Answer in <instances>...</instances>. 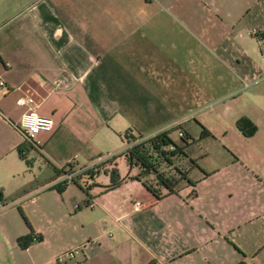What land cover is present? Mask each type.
Wrapping results in <instances>:
<instances>
[{
  "label": "crops",
  "instance_id": "0c3cea01",
  "mask_svg": "<svg viewBox=\"0 0 264 264\" xmlns=\"http://www.w3.org/2000/svg\"><path fill=\"white\" fill-rule=\"evenodd\" d=\"M1 4L0 264H264V0ZM21 97L51 120L33 146ZM165 131L191 184L155 199L116 155Z\"/></svg>",
  "mask_w": 264,
  "mask_h": 264
},
{
  "label": "trees",
  "instance_id": "16d2710c",
  "mask_svg": "<svg viewBox=\"0 0 264 264\" xmlns=\"http://www.w3.org/2000/svg\"><path fill=\"white\" fill-rule=\"evenodd\" d=\"M234 129L242 137H250L255 127L246 118H237L233 123ZM168 131L158 133L149 138H141L138 135L132 136L128 133L122 135L124 148L116 156L122 157L128 168H135L137 173L131 178L140 182L141 186L155 199L162 195L174 194L181 183L191 184L185 175L186 171L173 166V160L179 156L183 157L182 149L186 145L185 139L178 134V143L175 144L167 137ZM208 134L203 129H200L199 137H207ZM29 146L27 143L16 149L17 155L22 159V153L27 151ZM71 166L67 165L60 174L70 173ZM58 173V172H56ZM151 177L152 184L144 182L143 178ZM113 184L105 187L106 190L111 189ZM62 185L54 186L56 192L62 190ZM160 191L163 193L160 195ZM19 215L27 226V222L18 209ZM34 238V241L31 238ZM39 240L37 236L30 233L24 237H19L15 240L16 245L20 249H24L31 243Z\"/></svg>",
  "mask_w": 264,
  "mask_h": 264
},
{
  "label": "built area",
  "instance_id": "2783aa9c",
  "mask_svg": "<svg viewBox=\"0 0 264 264\" xmlns=\"http://www.w3.org/2000/svg\"><path fill=\"white\" fill-rule=\"evenodd\" d=\"M250 34L252 35L253 32L251 31ZM0 88H3V83L0 80ZM16 106L18 107H27L24 108V111L19 115L17 121L14 124L15 129L18 131V133L22 136L23 140L27 143H29L31 146L34 144L32 143L33 137L38 132H47L51 128V120L48 117H40L38 116L31 107L28 106L30 104V101L24 98H18L15 101ZM179 136V135H178ZM72 173H64L60 176V182H67L70 181L72 178ZM4 204L0 200V210L4 208ZM133 209L140 208V204L134 202L132 204ZM31 240L34 241V238L32 237ZM72 257V252H64L62 254H59L55 257L54 263L60 264L65 259H70Z\"/></svg>",
  "mask_w": 264,
  "mask_h": 264
},
{
  "label": "rangeland",
  "instance_id": "374dc122",
  "mask_svg": "<svg viewBox=\"0 0 264 264\" xmlns=\"http://www.w3.org/2000/svg\"><path fill=\"white\" fill-rule=\"evenodd\" d=\"M4 1V0H3ZM4 6H2L1 4V0H0V19L4 17ZM173 166L177 167L178 169L184 170L185 169V163H182V161H180L179 163L174 162ZM144 182L149 183L150 185L152 184V179H148L147 177L143 178Z\"/></svg>",
  "mask_w": 264,
  "mask_h": 264
}]
</instances>
